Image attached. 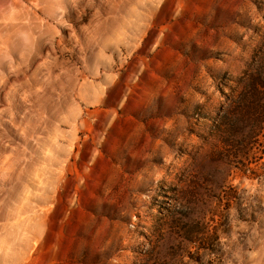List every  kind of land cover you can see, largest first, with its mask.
<instances>
[{
    "label": "rangeland",
    "instance_id": "1",
    "mask_svg": "<svg viewBox=\"0 0 264 264\" xmlns=\"http://www.w3.org/2000/svg\"><path fill=\"white\" fill-rule=\"evenodd\" d=\"M262 117L264 0H0V264H264Z\"/></svg>",
    "mask_w": 264,
    "mask_h": 264
},
{
    "label": "trees",
    "instance_id": "2",
    "mask_svg": "<svg viewBox=\"0 0 264 264\" xmlns=\"http://www.w3.org/2000/svg\"><path fill=\"white\" fill-rule=\"evenodd\" d=\"M257 122L258 123L255 125V127L250 130V133L252 135H256V134L261 133V130H262L261 124L264 123V117L259 118Z\"/></svg>",
    "mask_w": 264,
    "mask_h": 264
}]
</instances>
